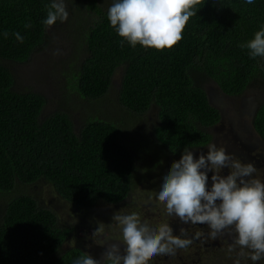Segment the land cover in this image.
<instances>
[{
	"label": "trees",
	"instance_id": "16d2710c",
	"mask_svg": "<svg viewBox=\"0 0 264 264\" xmlns=\"http://www.w3.org/2000/svg\"><path fill=\"white\" fill-rule=\"evenodd\" d=\"M114 1L71 0L69 32L84 58L79 62L74 55V74L68 79L66 73L61 102L48 110L44 96L19 86L10 65L27 63L50 42L49 28L55 24L42 21L52 0H0V264H73L84 253L64 248L74 228L21 193L25 187L45 182L79 211L100 202L120 204L136 183L179 160L185 147L193 151L211 142L209 130L220 113L210 104L204 82H213L229 98L241 97L255 83L264 87V58H251L239 46L264 26V0H201L181 41L163 50L121 46L107 16ZM26 23L32 27L26 29ZM118 71L115 106L107 95ZM69 85L91 106L101 105L90 120L84 116L87 108L75 106L82 117L78 132L68 106L75 98L64 93ZM119 108L123 117L112 118ZM151 111L154 122L147 134H133L138 124L152 121ZM250 125L264 144V100Z\"/></svg>",
	"mask_w": 264,
	"mask_h": 264
},
{
	"label": "clouds",
	"instance_id": "9594fccd",
	"mask_svg": "<svg viewBox=\"0 0 264 264\" xmlns=\"http://www.w3.org/2000/svg\"><path fill=\"white\" fill-rule=\"evenodd\" d=\"M201 0H116L108 9L110 26L121 37V46L138 44L156 50L170 49L183 38L187 22L196 16V6ZM247 4L254 0H245ZM46 8L42 23L52 26L64 22L69 13L65 0H52ZM24 27L31 28V23ZM4 37L9 33L5 31ZM12 35L23 43L19 32ZM248 49L251 58H264V26L254 38L239 45ZM231 169L226 175L220 170ZM211 172L209 185L208 173ZM256 168L252 163L234 161L225 148L210 143L206 153L195 156L185 147L179 160L173 161L162 178L156 199L165 207L169 217H176L182 224L206 225V238L219 239L232 235L233 245L250 250L253 262L264 259V182L253 179ZM112 221L121 229L123 249L118 243L105 248L101 259L84 252L73 264H149L156 256L175 255L177 249L193 244L185 228L174 235L169 223L156 227L142 222L136 212L114 213ZM106 225L100 223L92 235H101ZM202 233H197L199 238ZM243 254V253H241Z\"/></svg>",
	"mask_w": 264,
	"mask_h": 264
},
{
	"label": "rangeland",
	"instance_id": "374dc122",
	"mask_svg": "<svg viewBox=\"0 0 264 264\" xmlns=\"http://www.w3.org/2000/svg\"><path fill=\"white\" fill-rule=\"evenodd\" d=\"M100 3L108 6L105 2ZM65 4L68 11L72 2L71 0H65ZM68 21L67 19L64 22H58L49 28L50 42L46 47L34 53L27 63L10 65L12 71L16 72L18 76L17 82L19 86L44 96L47 99L46 109L48 110L54 109L61 102L59 94L64 89L66 73L68 74V79H71L74 74L71 73L73 67L70 62L71 60H75L74 55L78 58L79 62L84 58V54L77 55L75 46L72 44V34L70 36L69 32L71 25ZM120 75V71L115 73L112 81V89L110 90L111 94L107 95L110 99L113 98L111 105L115 106H118L114 98L115 89L120 83ZM69 87L71 89L67 88L64 93L75 98L76 104L73 103L68 106L70 107L69 110L74 129L78 132L82 117L80 111L75 106L87 108L84 110V116L90 120V117H98L99 113H96V110L100 109L101 105L95 104L91 106V102L80 99L76 90H74V85H69ZM203 87L206 89L210 103L222 111L225 117V123L221 124L220 127L217 126V131L214 129L211 130V134H214L215 137L212 143L216 144L217 147H222L225 141L223 140V133H226L231 123H234L232 125L233 128L243 134L244 139H249L250 136L247 129L251 127L250 122L256 107L264 100V87H260L256 83L252 84L241 97H233L232 99H227V97L222 95L218 87L211 81L204 82ZM113 113L112 118L123 117L120 108L118 112ZM149 114L152 121L150 123L147 121V123L138 124L133 130V134H147L148 127L154 122L153 111ZM110 123L116 125L115 121ZM124 125L128 129L126 133L130 134V126L125 123ZM138 135H134V137ZM206 151L207 149L195 152L194 155L198 156L200 153H206ZM260 156L261 154L259 152H251L249 154V157L254 158V163L263 162L256 169L255 175L258 178H261L264 174V159ZM233 160L236 161L235 157H233ZM166 164L167 170L158 173V169H155L154 173H152L154 174L152 179H149L147 182L136 183L134 190L129 196L117 205H108L100 202L90 210L79 211L62 200L55 193L51 185L42 181L28 188L25 187L21 193H29L38 203L52 210L60 223L74 228V233L64 248L77 247L83 252L91 254L97 260L101 259V254L105 251V248L112 243L120 244L123 249L121 229L116 222L112 221L113 214L123 215L136 212L142 222L148 223L152 227H156L161 223H169L174 235H178L179 229L183 227L187 231L188 238H194L193 244L189 247L177 249L175 255L156 256L149 261V264H264V259L253 262L250 259V250L246 248L241 249L239 246H234V250L229 251L230 245H233L234 232L232 235H228L227 233L223 235L221 251L216 253L213 248H208L206 235L209 229L206 225L182 224L178 218L174 216L169 217L166 214L164 205L156 199L162 178L172 163L169 161ZM230 170L226 168L222 169L220 170V174L224 175ZM211 175L212 173L209 172V185L211 184ZM19 193H12L11 195ZM100 223L106 225L104 233L101 235H92ZM197 233H202V235L199 238H195Z\"/></svg>",
	"mask_w": 264,
	"mask_h": 264
},
{
	"label": "flooded vegetation",
	"instance_id": "af4514ba",
	"mask_svg": "<svg viewBox=\"0 0 264 264\" xmlns=\"http://www.w3.org/2000/svg\"><path fill=\"white\" fill-rule=\"evenodd\" d=\"M226 97V96H225ZM227 99H232L227 97ZM210 102V101H209ZM215 104V103H214ZM215 106V105H213ZM216 107V106H215ZM217 108V107H216ZM218 109V108H217ZM219 110V109H218ZM220 113V121L218 124L214 127H212L209 131L211 133V130H216V127L223 123H225V117L222 111L219 110ZM234 123L229 124L228 129L226 130V133H223L224 136V143L222 145L223 148H225L226 152L231 154L232 157H235L236 161L242 162V163H252L256 169L259 168L260 163L263 162H253L254 158L249 157V154L252 153H260L261 158L264 159V144L261 142V140L258 138L257 134L252 130V127L247 129V132L249 134V139H244L243 134L239 133V130H236L233 128ZM236 130V131H235ZM243 131V130H241ZM246 131V130H244ZM215 137L214 134L212 135V140L214 141ZM212 140L210 143H212ZM209 143V144H210ZM207 146H204L199 149L193 150V153L204 151L207 149ZM228 172H226L224 175H226ZM256 172L252 174L253 179H260L262 182H264V174L261 178L256 177ZM219 241V242H215ZM221 241H223V236H221L219 239L210 240L208 239V248H213L216 253L221 251Z\"/></svg>",
	"mask_w": 264,
	"mask_h": 264
},
{
	"label": "water",
	"instance_id": "95a60500",
	"mask_svg": "<svg viewBox=\"0 0 264 264\" xmlns=\"http://www.w3.org/2000/svg\"><path fill=\"white\" fill-rule=\"evenodd\" d=\"M211 104V103H210ZM212 105V104H211ZM213 106V105H212ZM214 107V106H213Z\"/></svg>",
	"mask_w": 264,
	"mask_h": 264
}]
</instances>
